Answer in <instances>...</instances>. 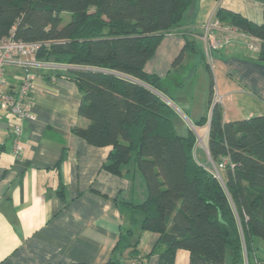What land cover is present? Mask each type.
Returning <instances> with one entry per match:
<instances>
[{
	"label": "trees",
	"instance_id": "1",
	"mask_svg": "<svg viewBox=\"0 0 264 264\" xmlns=\"http://www.w3.org/2000/svg\"><path fill=\"white\" fill-rule=\"evenodd\" d=\"M197 1L0 0V41L12 35L48 42L38 59L72 67L68 77L81 95L78 112L88 121L73 133L92 146L112 147L104 169L145 181L142 202L116 200L129 215L119 245L129 250L131 264L144 258L138 249L144 231L159 236L146 255L158 253L159 264H175L179 250L189 252V264H261L251 257L257 241L264 242V115L225 122L221 104H212V83L210 117L199 125L209 121L212 161L229 159L220 180L197 160L196 133L179 132L176 111L163 98V79L145 70L171 33L186 41L174 69L190 54L205 58L185 30ZM215 17L259 39L257 61L264 64V6L261 22L224 5ZM109 264H122L121 258Z\"/></svg>",
	"mask_w": 264,
	"mask_h": 264
},
{
	"label": "crops",
	"instance_id": "2",
	"mask_svg": "<svg viewBox=\"0 0 264 264\" xmlns=\"http://www.w3.org/2000/svg\"><path fill=\"white\" fill-rule=\"evenodd\" d=\"M220 5L242 12L233 3L216 0H198L189 12L185 30L199 51H204V25ZM224 27L214 29L222 47L213 52L207 68L216 81L213 100H221L225 122L264 115V64L257 61L259 50L249 49V36L229 33L230 26ZM185 44L181 34L167 35L145 70L163 79L167 89L163 98L176 114L183 106L186 120L177 115L178 130L183 135L192 130L203 139L195 155L211 171L209 121L199 125L204 116L210 117L211 86L207 98L206 77L205 102L197 111L192 106V89L199 68L206 64L200 56L194 59L193 53L174 69ZM71 68L57 65L37 73L35 120L0 110V264H109L118 258L122 264L130 263L129 250L119 245L121 233L130 228L129 215L116 200L142 202L147 197L146 184L140 175L119 176L104 169L112 147L92 146L73 133L88 121L78 112L81 95L68 77ZM14 125L23 127L24 153L18 158L13 153ZM158 240L155 233L140 234L138 249L144 257L140 264H159L158 253L146 258ZM263 244L257 241L259 250L251 262L257 257L264 264ZM189 262V252L179 250L175 264Z\"/></svg>",
	"mask_w": 264,
	"mask_h": 264
},
{
	"label": "built area",
	"instance_id": "3",
	"mask_svg": "<svg viewBox=\"0 0 264 264\" xmlns=\"http://www.w3.org/2000/svg\"><path fill=\"white\" fill-rule=\"evenodd\" d=\"M221 27L222 29L226 28L215 16H212L204 25V51L210 62L214 50L222 47V43L217 41L218 39L214 35V29H220ZM227 30L233 34L240 33L233 27H229ZM249 38V49L259 50L261 41L251 36ZM48 44V42L24 41L16 39L12 35L0 41V110L10 112L22 120L32 121L36 119L32 107L34 105L37 73L57 67V64L41 61L37 57L42 47ZM214 102L216 104L221 102V100L215 99ZM207 129L208 133L209 125ZM11 130L14 143L13 153L18 158L24 153L22 141L23 127L21 125H14L11 127ZM198 139L200 142L203 141L199 136ZM229 163L228 158L224 159L220 164H215L212 161L214 169L211 172L222 180L221 172ZM256 264L260 263L256 262Z\"/></svg>",
	"mask_w": 264,
	"mask_h": 264
},
{
	"label": "rangeland",
	"instance_id": "4",
	"mask_svg": "<svg viewBox=\"0 0 264 264\" xmlns=\"http://www.w3.org/2000/svg\"><path fill=\"white\" fill-rule=\"evenodd\" d=\"M221 1H222V3H225V4L233 3V6H236V8H238L239 10H242L244 15L246 14L245 16H247L249 19H251V20H253L255 22H261L262 19H263L262 18V8L263 7H261V3H263L262 0H219V2H221ZM64 18H65V22H68V20L70 19V15L67 13V14L64 15ZM222 25L225 26L224 24H222ZM204 54H205V58H204L205 61L203 60L204 63L205 64L206 63L207 64L210 63V59L208 58V56H207L205 51H204ZM197 56H198L197 54H194L193 58L195 59V58H197ZM207 64H206V66L204 65L203 67L199 68L200 70L197 73L198 78H197V81L194 84L195 88L192 89L193 90V100H194L193 103H192V106L195 109H198L197 111H200L202 102H205L204 101V98H205V91H204L205 86H204V84H205L206 77H207L206 81L208 82V84L206 82V86L208 87V92L206 93V97L207 98L210 96V86L212 85V83L214 85L216 84L214 73L211 70L212 71V76H211L210 71L207 70V68H208ZM212 104H213V106L215 105L214 100H213ZM178 105H179V103H178ZM179 109L184 115L185 114V110H184L182 105H179ZM181 112H178L177 115L182 117V119L186 120L185 117L181 114ZM196 135H197V143H199L198 146H200L202 143L198 139L199 135L198 134H196ZM209 168L211 169V171L214 169V166H213L212 163H209ZM221 175H223V171L221 172ZM260 252L264 253V244L261 247V251ZM125 264H131V263H127L126 262Z\"/></svg>",
	"mask_w": 264,
	"mask_h": 264
}]
</instances>
